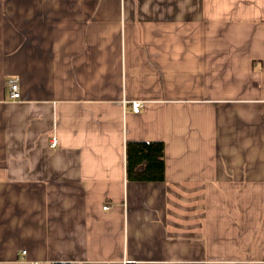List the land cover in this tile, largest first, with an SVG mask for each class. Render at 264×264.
Instances as JSON below:
<instances>
[{"label":"crops","instance_id":"crops-1","mask_svg":"<svg viewBox=\"0 0 264 264\" xmlns=\"http://www.w3.org/2000/svg\"><path fill=\"white\" fill-rule=\"evenodd\" d=\"M31 261L264 264V0H0V264Z\"/></svg>","mask_w":264,"mask_h":264},{"label":"trees","instance_id":"trees-1","mask_svg":"<svg viewBox=\"0 0 264 264\" xmlns=\"http://www.w3.org/2000/svg\"><path fill=\"white\" fill-rule=\"evenodd\" d=\"M125 176L127 180H164V144L162 141H127L125 143ZM50 264H79L51 262Z\"/></svg>","mask_w":264,"mask_h":264},{"label":"built area","instance_id":"built-area-1","mask_svg":"<svg viewBox=\"0 0 264 264\" xmlns=\"http://www.w3.org/2000/svg\"><path fill=\"white\" fill-rule=\"evenodd\" d=\"M7 93L11 100L19 99L20 98V88H19V82L18 79L15 77H11L7 80L6 83ZM141 102L139 100H133L131 101V109L133 112H138L141 107ZM50 145L53 147L56 145V140L53 138L50 142ZM104 206L103 208H105ZM25 251L22 250L21 252V258H24ZM30 264H39L37 261H31Z\"/></svg>","mask_w":264,"mask_h":264}]
</instances>
